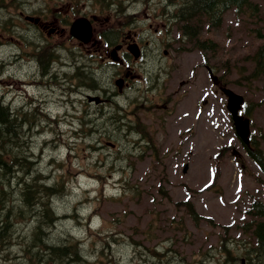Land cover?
<instances>
[{
	"label": "rangeland",
	"instance_id": "rangeland-1",
	"mask_svg": "<svg viewBox=\"0 0 264 264\" xmlns=\"http://www.w3.org/2000/svg\"><path fill=\"white\" fill-rule=\"evenodd\" d=\"M15 1L6 0L7 7L4 2L0 4V96L15 108L25 104L23 97L28 94L45 101V110L54 117L63 118L76 106L80 115L84 110L91 111L78 98L85 95L83 89L76 92L75 100L71 92L63 101L59 100L60 89L65 85L63 77L55 78V91L44 86H28L30 70L20 66L19 53L23 48L27 50L22 33L41 36L25 20L24 14L34 12L47 20L54 13L64 17L63 25H69L82 7L87 15L93 9L100 19L97 32L119 27L120 21L128 29L134 19L138 22L134 23L133 30L142 32L150 48L174 37L173 50L180 52L175 72L177 80L168 91L159 86V95L154 100L157 105L148 107L152 115L149 125L153 122L161 131L158 139L150 140L149 148L137 147L138 140L132 134L121 133L110 138L100 123L93 121L87 137H76L72 124L55 122L56 118L41 124L37 114L26 116L25 146L28 150L31 148L35 168L51 177L50 183L62 175L68 184V194L52 198L58 215H66L52 232L61 238L69 233L78 239L83 243L80 249L94 254V264H143L138 255L140 249H135L134 243L139 246L144 243L153 249L168 238L179 249L180 258L166 255L165 264H196L197 257L202 259L199 264H224L222 258L218 260L214 256L223 237L249 244L250 235L242 233L241 225L249 219L247 210L252 201L264 200V170L248 155L235 133L221 83L244 97L251 138L260 144L264 154V103L261 104L264 77H247L254 73L258 63L254 62L253 55L264 43V2H259V10L253 17L231 11L225 14L219 28L208 34L203 32V38L210 37L217 43V51L205 57L199 49V40H192L191 45L181 38L177 40L181 36L177 23L174 27L170 20L163 18L165 11L156 8L163 5L172 14L182 0H113V3L78 0L77 4L75 0ZM119 2H122L121 13L114 5ZM108 3H111L109 8H104ZM70 4L76 8L69 7ZM125 15L129 16L127 20ZM44 36L43 42L61 40L59 35L46 38V31ZM173 56L174 53L170 58ZM170 58L166 59L168 66ZM196 68H199L197 80ZM76 79L94 83L83 73L77 74ZM78 80L77 85L82 87ZM180 80L186 84H179ZM173 91L175 96L171 101L163 100ZM198 107L199 117H195ZM79 123L75 120L73 126L76 128ZM96 129L102 134L101 140ZM185 165L188 170L184 173ZM184 201H191L202 217L199 225L181 207ZM205 219H210L212 224ZM27 224L20 230L21 234L29 232ZM104 238L109 245L100 250ZM19 242L17 239L6 251L0 248V264L25 261L27 255ZM206 251L210 255L203 257Z\"/></svg>",
	"mask_w": 264,
	"mask_h": 264
},
{
	"label": "trees",
	"instance_id": "trees-1",
	"mask_svg": "<svg viewBox=\"0 0 264 264\" xmlns=\"http://www.w3.org/2000/svg\"><path fill=\"white\" fill-rule=\"evenodd\" d=\"M258 1L264 2V0H182L175 5L172 18L181 25L185 37L199 40L200 50L215 53L217 43L210 37L203 38V32L208 34L219 28L224 15L230 10L238 14L247 12L255 14L259 10ZM254 60L258 64L253 70L254 73H251L248 78L264 77V45L259 48ZM23 100L29 103L31 99L26 94ZM30 104L32 106L27 110H25V104L15 108L0 96V248L5 250L14 246L17 239L20 240L19 243L23 246L22 250L27 257L25 261L15 264H94L92 261L94 254H87L80 249L83 243H80L78 239L69 233L63 234L65 238H61V235L52 232L59 220L66 215H58L51 201L55 196L68 194V184L62 175L50 183L51 177L48 178L35 168L36 161H33L29 151L31 148L29 147L28 150L25 146L24 137L28 134L26 116L37 114L42 124L44 121L52 120L54 115L50 116L44 111L40 103L31 102ZM246 150L264 170L262 149L256 146L253 150L249 147ZM181 204L186 213L191 216L192 221L199 225L202 218L196 212L192 202L185 201ZM247 214L249 219L241 225V230L242 233L250 235L249 244L244 241H230L227 237H223L216 246L214 256L218 260L222 258L221 261L224 264H264V200L254 199ZM25 223L29 224V232L21 234L20 230H23ZM47 240L51 243H47ZM171 243L174 242L171 240ZM164 244L170 245L167 242ZM100 245V250H104L109 245V241L104 238ZM134 247L137 250L140 249L138 255L143 264H165L166 255L178 256V253H173L171 249L166 251L158 247L152 250L146 247L142 249L137 243H134ZM37 255L40 256L37 258ZM208 255H210L209 251L203 253V257ZM43 257H46L44 261H42ZM197 260L199 262V259ZM198 262L196 261V264Z\"/></svg>",
	"mask_w": 264,
	"mask_h": 264
},
{
	"label": "flooded vegetation",
	"instance_id": "flooded-vegetation-1",
	"mask_svg": "<svg viewBox=\"0 0 264 264\" xmlns=\"http://www.w3.org/2000/svg\"><path fill=\"white\" fill-rule=\"evenodd\" d=\"M21 2L19 0V3ZM83 9L84 7L81 8V13ZM24 15L27 16V14ZM90 16L94 35L89 42L83 43L70 35L67 36L70 24H62L63 16L52 13L51 17L45 20L42 16L35 15L34 19L37 21L30 23L38 30L41 37L37 34L34 37L30 35L31 33L25 34L27 50L23 48L19 53L20 66L30 70L29 84H32V87L44 86L55 91V78L63 77L65 85L64 89H60V101L65 99L68 92H71L70 95H73L75 100L76 92L83 89L85 95L78 98L80 102L87 104L91 111L84 110L80 115L76 106L63 118L58 115L56 120L71 123L78 120L84 124L85 135L91 132L90 122L93 121L100 123L104 134L110 138H116L117 135L125 133L134 135L138 140L158 139L161 131L153 122L149 125L148 121L152 115L148 107L156 104L154 100L159 95V86L166 87L168 91L169 86L177 80L175 72L178 70L180 52L173 50V42L176 39L169 37L162 42V45L160 42L150 48V42L145 40L142 32L133 30L134 25L127 29V25L120 21L119 27L101 29L97 32L99 15L91 14ZM107 21L110 22V20ZM45 31L46 38L59 35L61 40L43 42ZM65 38L71 41L76 40L77 43H70ZM172 53L174 56L170 58ZM168 58L171 60L169 66L166 63ZM79 73L85 74V77L94 83L76 79ZM194 77L196 80L199 78V68L195 69ZM77 80L81 81L82 87L77 85L80 84ZM179 84L184 85L186 81L180 80ZM174 94L175 91L171 92L163 100L171 101ZM31 102L30 100L29 103ZM29 103H25V110L32 106ZM195 117H199V107ZM86 118H89V122ZM110 123L116 125L109 128L107 125ZM97 131L102 138L101 132Z\"/></svg>",
	"mask_w": 264,
	"mask_h": 264
},
{
	"label": "water",
	"instance_id": "water-1",
	"mask_svg": "<svg viewBox=\"0 0 264 264\" xmlns=\"http://www.w3.org/2000/svg\"><path fill=\"white\" fill-rule=\"evenodd\" d=\"M71 34L76 38L87 42L92 36L90 22L85 18L77 19L72 24ZM223 91L228 96L227 108L232 114L236 132L243 141L248 142L249 122L244 121L242 117L239 116V110L241 108L243 98L229 89H224ZM186 169L187 167L185 168V171Z\"/></svg>",
	"mask_w": 264,
	"mask_h": 264
},
{
	"label": "bare ground",
	"instance_id": "bare-ground-1",
	"mask_svg": "<svg viewBox=\"0 0 264 264\" xmlns=\"http://www.w3.org/2000/svg\"><path fill=\"white\" fill-rule=\"evenodd\" d=\"M46 67H47V66H46ZM87 67H88V66H87ZM25 169H26V168H25ZM6 175H7V174H6ZM7 176H8V175H7ZM11 176H12V175H11ZM3 177H5V176H3ZM5 178H6V177H5ZM14 178H15V177H14ZM32 178H33V177H32ZM7 179H8V178H7ZM5 180H6V179H5ZM2 181H3V180H2ZM2 183H4V182H2ZM12 194H13V193H12ZM10 195H11V194H10ZM28 202H29V201H28ZM51 202H52V201H51ZM30 203H31V202H30ZM31 206H32V205H31ZM34 206H35V205H34ZM34 208H37V207H34ZM35 211H36V210H35ZM35 211H34V212H35ZM31 212H32V211H31ZM37 213H38V212H37ZM30 214H31V213H30ZM31 215H32V214H31ZM34 216H35V215H34ZM35 218H36V217H35ZM37 218H38V217H37ZM40 223H41V222H40ZM41 224H42V223H41ZM41 226L43 227V225H41ZM41 226H40V227H41ZM10 227H11V226H10ZM10 227H8V228H10ZM11 228H12V227H11ZM50 228H51V226H50ZM43 229H44V228H43ZM45 229H47V228H45ZM8 231H9V230H8ZM8 231H7V232H8ZM11 231H12V230H11ZM9 232H10V231H9ZM47 232H48V231H47ZM11 234H12V233H11ZM12 235H13V234H12ZM12 235H11V237H13ZM48 235H49V234H48ZM52 235H53V234H52ZM50 236H51V235H50ZM56 236H57V235H56ZM56 236H55V237H56ZM3 237H4V236H3ZM51 237L54 238V236H51ZM7 238H8V237H7ZM48 238H49V237H48ZM54 239H57V238H54ZM54 239H51V240L55 241ZM3 240H4V239H3ZM44 240H45V239H44ZM44 240H43V241H44ZM49 240H50V239H49ZM47 241H48V240H47ZM53 241H52V242H53ZM43 243H44V242H43ZM47 243H51V242L48 241ZM57 243H58V242H57ZM53 244H54V243H53ZM28 245H29V244H28ZM37 245H38V244H37ZM43 245H44V244H43ZM41 247H42V246H41ZM54 247H55V245H54ZM54 247H53V248H54ZM19 248H20V247H19ZM38 248H39V247H38ZM34 249H35V248H34ZM35 250H36V249H35ZM38 250H39V249H38ZM3 251H4V250H3ZM5 251H6V250H5ZM41 251H42V250H41ZM47 251H48V250H47ZM35 252H36V251H35ZM4 253H5V252H4ZM43 253H44V252H43ZM44 254H45V253H44ZM0 256H1V255H0ZM2 256H3V255H2ZM39 256H40V255H39ZM39 256L37 255V258H38ZM43 256H44V255H43ZM45 256H46V255H45ZM46 257H47V256H46ZM46 257H43V260H42V261H44V259H45ZM10 260H11V259H10ZM45 262H46V260H45ZM80 263H81V260H80ZM65 264H66V263H65Z\"/></svg>",
	"mask_w": 264,
	"mask_h": 264
}]
</instances>
